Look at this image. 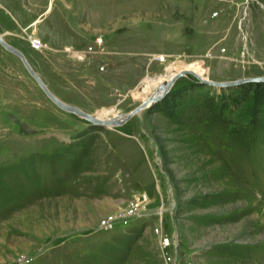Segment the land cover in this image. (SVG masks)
<instances>
[{"label": "rangeland", "instance_id": "1", "mask_svg": "<svg viewBox=\"0 0 264 264\" xmlns=\"http://www.w3.org/2000/svg\"><path fill=\"white\" fill-rule=\"evenodd\" d=\"M0 24L11 44L40 38L43 49L24 50L35 70L99 119L128 113L188 66L215 82L264 76V0H0ZM98 36L96 52L72 55ZM6 51L0 264H264L254 83L230 91L187 74L159 102L179 94L173 115L156 104L103 126L57 106ZM221 90L240 97L223 107L224 126L205 111Z\"/></svg>", "mask_w": 264, "mask_h": 264}, {"label": "water", "instance_id": "2", "mask_svg": "<svg viewBox=\"0 0 264 264\" xmlns=\"http://www.w3.org/2000/svg\"><path fill=\"white\" fill-rule=\"evenodd\" d=\"M0 44L9 52L13 53L17 57H19L23 64L25 65L26 69L28 72L31 74V76L36 80V82L40 85L42 90L46 93V95L61 109L68 111V112H73L76 113L79 116H82L88 120H90L92 123L97 124V125H103L106 126L105 124L107 123L108 125L111 126H118V125H123L125 122H127L129 119H131L133 116L140 114L144 109L151 108L155 106L157 103H159L168 93H170L173 85L175 84L176 80L184 75L187 74H193L192 71L189 70H181L177 74H175L171 79L165 81L156 91L154 92L153 95H150L147 97L140 105L129 111L128 113L121 115L115 119H111L107 122L103 120H99L95 118L93 115L84 112L81 110L79 107L72 105L70 103H67L63 100H61L58 96H56L47 86V84L44 82V80L40 77V75L35 71V69L32 67V65L29 63L28 59L24 55V53L15 47L14 45L10 44L7 42L4 38V35L0 32ZM196 77V76H195ZM197 78V77H196ZM198 79V78H197ZM201 82L208 83L211 85L215 86H220V87H229V86H236L239 84H243L245 82L249 83H263L264 82V76L260 77H252L248 79H241V80H235V81H227V82H215L211 80H206V79H198Z\"/></svg>", "mask_w": 264, "mask_h": 264}, {"label": "trees", "instance_id": "3", "mask_svg": "<svg viewBox=\"0 0 264 264\" xmlns=\"http://www.w3.org/2000/svg\"><path fill=\"white\" fill-rule=\"evenodd\" d=\"M233 90L234 88L230 89V91H233ZM240 90L242 93L245 94L244 89H240ZM251 90L254 92V100L259 104L263 103L264 101V82L252 84ZM223 92L224 90L222 91V93L220 92L216 95H213V94L207 95L205 97V102H206L205 105L207 106L205 111H209V113L206 116L208 117V115H211V114H213L214 116L216 115L217 122L220 123L221 126L225 125V109L223 107L232 108L233 103L235 104V106L239 105L240 103L239 94L234 92L235 95L231 94V95L226 96L225 92L224 93ZM179 96H180L179 94H176L172 102L166 99L165 101H162L160 104L157 103V105H159L158 110L168 114L169 116L173 115L175 111H177V108H178V97ZM199 109H201V107H199Z\"/></svg>", "mask_w": 264, "mask_h": 264}, {"label": "built area", "instance_id": "4", "mask_svg": "<svg viewBox=\"0 0 264 264\" xmlns=\"http://www.w3.org/2000/svg\"><path fill=\"white\" fill-rule=\"evenodd\" d=\"M217 15H218V11H214L213 16H217ZM103 42H104V41H103V38L100 37V36H98V37L94 40L93 44L89 45V46H88L86 49H84L83 51H72V52H73L74 56H76V57L79 58V59H83V60H84L86 54H92V53L96 52V51H97V47H102ZM30 43H31V46H32L34 49H36V50H41V49H43V48L45 47L44 42H43L40 38H38V37L30 36ZM68 50H71V49L68 48ZM162 59L164 60V58H162ZM141 200H142V199H141L140 197H138V201H141ZM135 205H138V203L136 202ZM108 227L112 228L113 225H112V226H109V225H108L107 228H108ZM110 228H109V229H110ZM164 244H165V245H169V244H170V239H169V238H165V240H164Z\"/></svg>", "mask_w": 264, "mask_h": 264}, {"label": "bare ground", "instance_id": "5", "mask_svg": "<svg viewBox=\"0 0 264 264\" xmlns=\"http://www.w3.org/2000/svg\"><path fill=\"white\" fill-rule=\"evenodd\" d=\"M186 70H189V71H192L195 75H197L198 77V79H201V78H206L205 76H203V75H200V74H198L197 72H194L193 71V67L192 66H188L187 68H186ZM179 72V71H178ZM177 71H171L170 72V74H168L166 77L167 78H165L164 76V80L162 79V81H161V83H164L165 81H167V80H169V79H171V77H173L175 74H177L178 73ZM105 111H107V110H105ZM97 116H99L101 119H99V118H97V117H95V118H97V119H99V120H103V121H105V122H107V121H109V120H111V119H109V117H107V116H105V115H97ZM103 118V119H102ZM115 118H117V117H115ZM115 118H113V119H115ZM106 126H111V125H108L107 123L105 124ZM112 127V126H111Z\"/></svg>", "mask_w": 264, "mask_h": 264}, {"label": "crops", "instance_id": "6", "mask_svg": "<svg viewBox=\"0 0 264 264\" xmlns=\"http://www.w3.org/2000/svg\"><path fill=\"white\" fill-rule=\"evenodd\" d=\"M0 30H1V32H2V34H3V29L1 28V24H0ZM4 35V38H5V40L7 39L6 37H5V33L3 34ZM7 41V40H6ZM8 42V41H7ZM11 44V43H10ZM1 45V44H0ZM12 45H14L15 47H17L18 49H20L23 53H24V55L26 56V58L28 59V61H29V63L32 65V67L34 68L35 66H33L34 65V63L32 62V60H29V59H31L30 58V56H27L26 54H25V52H24V50H30L29 48H31L30 47V45L28 44V46L27 45H23V46H21V45H16V44H12ZM2 46V45H1ZM46 46V45H45ZM1 49L0 50H4L5 48H3V46L2 47H0ZM33 48V47H32ZM34 49V48H33ZM68 52L69 51H71V50H68V48L66 49ZM65 50V51H66ZM6 52H8V50L6 51ZM13 54V53H12ZM73 56H74V54H72ZM15 56V55H14ZM72 56V57H73ZM18 62H21V61H18ZM32 62V63H31ZM21 64V63H20ZM35 69V68H34ZM36 71V70H35ZM37 72V71H36ZM38 73V72H37ZM41 77V76H40ZM45 82V81H44ZM48 86V85H47ZM49 87V86H48ZM50 89V88H49ZM51 90V89H50ZM56 95V94H55ZM57 96V95H56ZM52 101V100H51Z\"/></svg>", "mask_w": 264, "mask_h": 264}]
</instances>
